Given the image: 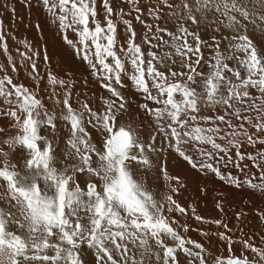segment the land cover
<instances>
[{"label":"snow or ice","instance_id":"6c2138e0","mask_svg":"<svg viewBox=\"0 0 264 264\" xmlns=\"http://www.w3.org/2000/svg\"><path fill=\"white\" fill-rule=\"evenodd\" d=\"M35 2L110 95L40 70L51 57L27 41L17 60L0 16V264H81L84 241L96 264H264V230L233 239L223 219L189 213L175 198L182 174L163 159L174 152L264 204V0ZM125 79L143 97L135 108ZM191 218L227 231L197 228L193 240ZM213 239L234 254L217 255Z\"/></svg>","mask_w":264,"mask_h":264},{"label":"bare ground","instance_id":"6f19581e","mask_svg":"<svg viewBox=\"0 0 264 264\" xmlns=\"http://www.w3.org/2000/svg\"><path fill=\"white\" fill-rule=\"evenodd\" d=\"M14 1V0H12ZM11 0H7V2L12 5ZM4 3V0L2 1L1 5ZM23 7L20 5V10L23 12ZM4 9V7L0 6V10ZM4 11V10H3ZM2 11V12H3ZM8 12V11H7ZM10 15L11 13H7ZM22 14L21 16H23ZM13 16V15H12ZM5 18V17H4ZM9 18V19H10ZM13 18H11L12 20ZM12 23V22H11ZM14 23V20H13ZM24 24V23H23ZM5 25L8 28L9 36H11L12 29L9 28L8 22L5 18ZM11 25V24H9ZM22 25V24H21ZM22 31V30H21ZM24 33V32H23ZM14 37V36H13ZM254 42L259 43L260 38L258 35L252 36ZM13 39V38H12ZM25 39V38H24ZM12 43L9 40V44L12 43V46L19 47L22 50L24 49V45L21 42H18V40ZM25 41V40H22ZM122 41V40H121ZM123 42V41H122ZM14 49V48H13ZM18 52H15L17 54ZM70 54H73L69 51L61 52V55L66 58ZM19 55V54H17ZM78 60L73 61V68L68 66L67 64H64L60 61H57L51 57L50 61H42L40 59L37 60L38 66L40 70H48L52 69L55 71H59L61 68L64 70V73L68 76H75L77 80L81 79H87L89 81V84L87 86L82 87L80 90L87 94L88 96H92L93 99H95L96 96H104L108 97L110 94L107 93L106 90L100 88L99 84L94 82V77H92L89 74V70L87 69V66L81 61L79 56H76ZM20 58V57H18ZM16 58V59H18ZM19 60V59H18ZM0 62H3V57L1 56ZM22 69L20 72V76H22L25 84L30 83V80L27 78V70L23 69L22 65H18ZM124 83L126 85L125 89H123L124 94L126 95V98H129L133 101L132 107L135 108L136 103L143 102V97L141 95H138L134 92L132 89V86L129 81L126 79L124 80ZM83 99V96L81 97ZM163 159L166 162L167 169L171 174L180 175L182 174V180L184 181V184L186 187H184L179 194L175 197L178 202L185 206L186 208H189V213L191 211V206H194L196 208V214L203 216L206 219L215 218L219 214V210L216 207L217 200L219 198L216 195V190L209 189L205 192H201L199 190V186L197 182H195L190 176L186 174V172L183 170L185 166V162H183V158L179 157L178 154L172 153L171 155L165 151L163 153ZM235 171V170H234ZM161 181L159 180H153V191H159L161 195H164L167 192V182H163V187H161ZM255 203V207L253 206ZM261 209H264V204H260L259 201H254V198L252 197L251 193L249 191H238L235 189V239H240L245 234L256 230L257 234H259L258 230H264V217H259V211ZM239 214V218H237V215ZM227 215V214H226ZM177 218H179V214H176ZM219 216V215H218ZM227 218V217H225ZM220 219V218H219ZM190 230L188 233H186V236H190L191 234H197L196 229L197 228H203L204 230L213 229L215 227L214 225H201L200 221H196L194 218H191L188 220ZM217 228V227H216ZM243 229V232H240L239 230ZM217 230V229H216ZM214 242V240H212ZM216 242H221L215 239ZM214 244V243H212ZM235 254L239 255L240 248L239 245H235ZM84 254L81 251V248L78 249V256L80 258L81 264H85L84 262Z\"/></svg>","mask_w":264,"mask_h":264},{"label":"rangeland","instance_id":"374dc122","mask_svg":"<svg viewBox=\"0 0 264 264\" xmlns=\"http://www.w3.org/2000/svg\"><path fill=\"white\" fill-rule=\"evenodd\" d=\"M3 0H0V5ZM12 1V0H11ZM12 5L16 8V14H12L11 20L10 15L7 14L5 9L0 10V16L5 17L6 21L8 22V27L12 29L11 31V39L10 41L14 43L13 40H18V42H22V40H25L34 46H36L38 49L44 50L48 53L50 57H53V59L60 61L64 64H67L68 66L73 68V61L78 60L77 57L74 54H70L68 57L64 58L61 55V52L69 51L73 53V50L70 46H68L63 40L60 38V33L56 31L55 26L50 24V21L48 17L46 16V12L44 10H41L39 4L33 0V4L31 7H29L25 0H14L12 1ZM20 5L23 9V12L20 10ZM98 8L101 7L100 0H97ZM4 10V11H3ZM3 11V12H2ZM24 14L23 16H21ZM10 18V19H9ZM100 18L102 20L103 18V12H100ZM14 20V23H13ZM12 22V23H11ZM24 23V24H23ZM39 23L41 25L40 28L35 27V25ZM11 24V25H9ZM22 24V25H21ZM134 26L136 27L138 31V40H139V33L142 32V28L139 25L138 22L134 21ZM122 25L118 26V34L122 35ZM22 30V31H21ZM24 32V33H23ZM14 36V37H13ZM13 38V39H12ZM25 38V39H24ZM70 38H74L71 37ZM122 40V39H121ZM122 42V41H121ZM12 43H10V50L13 53V55L18 58L19 53L15 54L16 48L14 45L12 46ZM14 48V49H13ZM21 51H24L20 48ZM1 59V56H0ZM19 59V58H18ZM17 59V60H18ZM20 78L23 80L22 76ZM188 176H190L195 182H197L199 186V190L201 192H205L209 189L216 190V195L219 198L217 202L219 201L224 211L221 212L219 209V216L217 215L215 218L212 219H223L228 223L229 229H232L234 235L233 239H235V188L229 187L224 185L222 182L219 181V178L216 177L213 179H208L204 177L202 173L196 174L192 171H190L186 164L183 169ZM227 214V215H226ZM227 217V218H225ZM217 229V230H216ZM213 233L217 231H227L225 229H219L213 227L211 229ZM193 240L202 241V238L198 234H191L190 236ZM204 239H207L206 237ZM215 246L212 251L216 252L217 255L222 257H228L233 255V251L227 249V247L223 244V242H216L215 239H213ZM77 248H81L82 253L84 254V262L85 264H96L95 261V248H93L91 245H89L86 241L84 242H78ZM233 249H235V244L233 245Z\"/></svg>","mask_w":264,"mask_h":264}]
</instances>
